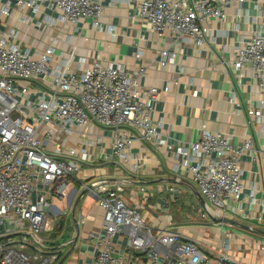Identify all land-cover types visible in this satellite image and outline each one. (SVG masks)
Returning a JSON list of instances; mask_svg holds the SVG:
<instances>
[{
	"label": "built area",
	"instance_id": "2783aa9c",
	"mask_svg": "<svg viewBox=\"0 0 264 264\" xmlns=\"http://www.w3.org/2000/svg\"><path fill=\"white\" fill-rule=\"evenodd\" d=\"M14 5L35 12L41 6L50 8L69 24L91 18L94 26H99L104 12L102 0H15ZM135 5L154 33L170 32L176 39L199 45L211 33V20L226 18L224 6L217 0H136ZM11 8L10 2L0 0V22L11 14ZM15 33L0 28V228L4 227L0 229V264H55L61 257L44 242L54 208L48 200L66 198L70 178L94 160L89 150L94 143L91 137L86 147L65 146L68 136L82 134L84 127L89 128L85 130L88 136L98 135L94 128L111 130L112 153L107 158L132 176L112 184L101 180L90 184L91 191L99 194L103 210L101 230L90 235L96 248L92 264H247L231 257L229 233L222 236V245L211 255L199 239L171 228V222L150 226L138 207L127 205L126 186L144 184L140 178L133 180L143 168L132 162L134 142L156 144L161 135L150 104L158 97L157 88L140 89L135 77L141 76L145 67L130 73L121 65L94 61L77 73L69 65L73 54L62 65H54L52 46L35 54L23 52L14 42ZM174 55L162 50L161 65ZM141 57L138 51L136 58ZM231 63L237 69H247L263 90L264 30L234 48ZM36 82L41 83L33 84ZM246 114L264 130L262 107L249 108ZM254 144L253 136L236 145L221 131L205 130L196 141L177 146L180 162L176 170H186L198 185L210 216L223 217L232 209L231 202L241 200L240 158L252 151ZM35 192L41 196L34 198ZM15 233L20 235L18 239L7 238ZM117 235L122 246L114 241ZM72 243L73 239L68 240L62 247Z\"/></svg>",
	"mask_w": 264,
	"mask_h": 264
},
{
	"label": "crops",
	"instance_id": "0c3cea01",
	"mask_svg": "<svg viewBox=\"0 0 264 264\" xmlns=\"http://www.w3.org/2000/svg\"><path fill=\"white\" fill-rule=\"evenodd\" d=\"M3 1L10 2L12 11L0 22V28L8 34L16 32L14 42L23 52L35 54L52 46L54 65H62L73 54L69 65L77 73L92 66L94 61L105 66L121 65L130 73L145 67V72L135 77L140 89L157 88L158 97L150 104L152 120L159 123L161 135L156 144L134 142L132 162L140 163L143 168L133 180L140 178L147 189L141 194L137 186L144 184L127 185L125 199L142 209L148 225L157 227L172 222L170 208L178 210L181 200L187 204L197 200L203 208L207 203L204 197L201 202L199 187L187 171L176 170V164L180 162L177 146L189 145L205 130L221 131L236 145H242L248 136H253V150L240 158L243 196L240 201L231 202L232 209L222 217L238 221L244 227L220 222L216 223L221 225L215 232L231 235L232 258L247 264H264V130L246 114L249 108L264 109V89L257 86L247 69H237L231 63L233 49L243 46L254 34L264 30V0L231 3L217 0L224 6L226 18L211 20V33L202 45L183 42L170 32L154 33L149 22L138 15L136 0H102L104 12L99 26H94L91 18L69 24L62 22L60 13L50 8L41 6L35 12L30 8L15 7V0ZM164 49L175 55L168 57L162 66ZM138 51L142 52L140 59L136 58ZM81 58L86 62L81 63ZM86 129L89 128L81 129L82 134L68 136L65 146L86 147L91 137L94 143L89 150L94 160L70 178L66 198L48 200L54 205L51 215L54 219L48 220L43 237L45 244L61 255L55 264L93 263L96 248L90 235L101 230L103 210L98 204L99 194L91 191L90 184L99 180L112 184L116 179L132 177L118 170L115 160L107 158L112 153L111 130L94 128L98 135L88 136ZM42 132L43 129L40 135ZM84 190L87 193L74 211V203ZM40 196L41 192H35L34 198ZM190 206L194 207L193 204ZM60 210L65 213L61 214ZM73 211L80 229L77 241ZM184 227L179 231L191 238H200L211 255L222 245V239L213 242L206 233L194 235ZM19 236L15 233L7 238L18 239ZM71 239V245L62 247ZM114 241L118 246L123 245L120 235L115 236Z\"/></svg>",
	"mask_w": 264,
	"mask_h": 264
},
{
	"label": "rangeland",
	"instance_id": "374dc122",
	"mask_svg": "<svg viewBox=\"0 0 264 264\" xmlns=\"http://www.w3.org/2000/svg\"><path fill=\"white\" fill-rule=\"evenodd\" d=\"M137 187H138L137 189L139 190L141 194L144 193L143 190H141V188L145 190L147 189L146 184L138 185ZM126 191H127V187H126ZM192 201H193L192 204L194 205V207L190 206L192 204H187L185 200H181L180 202L182 203V205L178 206L180 207L178 210L176 207L170 208L171 210L170 214L173 216V220L170 224V227L173 229L176 228V230H180L181 228H183V226H186L184 227V229L187 232H192L194 233V235H197V234L199 235L200 232L206 233L210 237V239H212L213 242L218 241V240L221 241L222 234L219 233L220 234L219 235L215 232L217 227L219 228L221 224L214 223L208 213V210L203 208L202 205L197 200L193 199ZM126 203L127 205L131 207L137 208V206L130 205L128 202ZM138 210L142 214V209L138 207ZM162 212L165 213L166 211H162ZM49 219L52 220L54 219V217L52 216ZM144 220H146V218H144ZM229 232L232 233L231 228L229 229ZM198 239L201 242V239L200 238Z\"/></svg>",
	"mask_w": 264,
	"mask_h": 264
},
{
	"label": "water",
	"instance_id": "95a60500",
	"mask_svg": "<svg viewBox=\"0 0 264 264\" xmlns=\"http://www.w3.org/2000/svg\"><path fill=\"white\" fill-rule=\"evenodd\" d=\"M87 193V190H84L81 194H79V196L77 197L75 203H74V208L73 210L75 211V208L77 206V204L79 203V201L81 200V198ZM199 198L201 199V202H204V198L203 196L199 193ZM72 202V198L70 199V204ZM74 211H73V214L72 216L74 217L73 218V222L75 224V228H76V237H75V241L78 240V236H79V232H80V229H79V225H78V220L77 218L75 217V214H74ZM211 219L215 222V223H220V222H227V223H230L231 225H236V226H240V227H244V225H242L241 223H239L238 221H235V220H231V219H227V218H222V217H215L213 215L210 216ZM62 223V221H61Z\"/></svg>",
	"mask_w": 264,
	"mask_h": 264
}]
</instances>
